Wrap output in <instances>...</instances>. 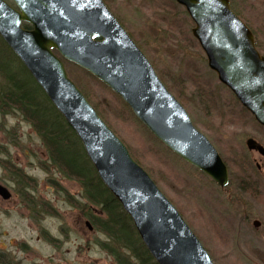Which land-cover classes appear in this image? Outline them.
<instances>
[{
	"label": "rangeland",
	"instance_id": "374dc122",
	"mask_svg": "<svg viewBox=\"0 0 264 264\" xmlns=\"http://www.w3.org/2000/svg\"><path fill=\"white\" fill-rule=\"evenodd\" d=\"M105 2L166 87L180 98L195 127L214 144L228 165L229 185L220 188L174 155L139 123L118 94L65 61L70 79L178 209L215 264H264V176L257 169L264 159L247 146L251 138L264 145V130L208 68L192 35L194 24L175 0ZM230 4L253 31L264 55V0ZM183 24L193 37L187 42L178 37ZM6 121L0 126L9 131H0V146L7 149L0 155V161H6L0 164V185L12 196H0V251L18 264H116L100 245L107 237L82 212L87 204L80 184L52 168L42 170L48 155L35 131L21 117ZM7 163L32 179L34 188L19 183ZM48 180H56L60 190ZM66 194L78 203L76 208L65 201Z\"/></svg>",
	"mask_w": 264,
	"mask_h": 264
},
{
	"label": "water",
	"instance_id": "95a60500",
	"mask_svg": "<svg viewBox=\"0 0 264 264\" xmlns=\"http://www.w3.org/2000/svg\"><path fill=\"white\" fill-rule=\"evenodd\" d=\"M9 1L0 0L1 38L75 132L99 179L121 203L155 262L215 264L178 209L67 74L63 60L93 74L169 151L220 188L228 186V166L220 153L195 127L104 0ZM175 1L194 24L192 35L208 68L264 128V56L251 29L230 0ZM26 23L32 28L25 29ZM247 141L250 151L264 157L258 141ZM0 196L9 200L12 195L0 185Z\"/></svg>",
	"mask_w": 264,
	"mask_h": 264
},
{
	"label": "trees",
	"instance_id": "16d2710c",
	"mask_svg": "<svg viewBox=\"0 0 264 264\" xmlns=\"http://www.w3.org/2000/svg\"><path fill=\"white\" fill-rule=\"evenodd\" d=\"M24 28L32 27L26 23ZM177 32L182 41L193 39L190 30L184 24L179 26ZM177 99L180 100L178 97ZM9 116L21 117L42 141L48 155V162H43L42 170L49 172L52 168L64 178L80 184L87 204L85 208L81 206L82 212L93 227L107 237L108 241L100 242V245L114 258L116 264H158L141 242L133 221L123 211L121 203L99 179L75 132L0 36V126L7 122L6 118ZM0 131L9 132L2 128ZM6 152L7 149L0 146V155ZM5 163L6 161H0V164ZM7 164L5 167L16 175L19 183L34 188L36 184L31 181L32 179L20 170L11 168V164ZM47 182L57 191L60 190L56 180ZM242 184L244 187L241 186L240 189L243 187L247 190V184L245 182ZM65 201L74 208L78 205L69 194H66ZM44 205L49 208L48 204ZM50 211L53 212L51 209ZM52 215L57 214L53 212ZM5 253L0 251V264H18Z\"/></svg>",
	"mask_w": 264,
	"mask_h": 264
},
{
	"label": "flooded vegetation",
	"instance_id": "af4514ba",
	"mask_svg": "<svg viewBox=\"0 0 264 264\" xmlns=\"http://www.w3.org/2000/svg\"><path fill=\"white\" fill-rule=\"evenodd\" d=\"M256 153V152H255ZM258 153V152H257ZM259 154V153H258ZM260 155V154H259ZM261 156V155H260ZM261 158H263L264 159V157L263 156H261ZM257 169L259 170V171H261V172H263V170H264V166L263 165H261V163H257ZM263 176H264V173H263Z\"/></svg>",
	"mask_w": 264,
	"mask_h": 264
}]
</instances>
